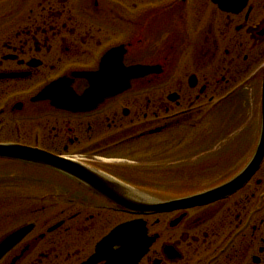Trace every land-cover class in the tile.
I'll return each mask as SVG.
<instances>
[{
	"label": "flooded vegetation",
	"instance_id": "1",
	"mask_svg": "<svg viewBox=\"0 0 264 264\" xmlns=\"http://www.w3.org/2000/svg\"><path fill=\"white\" fill-rule=\"evenodd\" d=\"M263 82L264 0H0V146L75 174L0 156V246L24 231L0 264H264V162L169 205L236 176L235 152L186 136L251 96L261 113Z\"/></svg>",
	"mask_w": 264,
	"mask_h": 264
},
{
	"label": "rangeland",
	"instance_id": "2",
	"mask_svg": "<svg viewBox=\"0 0 264 264\" xmlns=\"http://www.w3.org/2000/svg\"><path fill=\"white\" fill-rule=\"evenodd\" d=\"M253 93L255 92H252V94ZM251 97L253 98L249 100V102H236L231 108H221V111L214 117L205 120L202 125L198 127L199 129L197 131H189L188 136H186V144H188L189 149H194L197 145H204L206 146L205 149H211L214 146L216 149L235 152L234 154H236L235 156L237 157L234 163L235 172H233V174L239 173L246 167L252 156L254 139L255 135L258 134L260 123L259 102H257L255 96ZM198 154L199 152H191L190 155L187 156L185 161L186 165H189L188 170H186L187 176L193 177L201 175L202 171H205L203 170L206 166L203 165L204 163L201 164L203 166H199L200 168L198 167L195 170V166L194 168L192 167L194 163H197L198 157L196 158V156H198ZM225 159L226 157L220 159L218 164L222 166ZM260 177L264 178V169ZM190 184V189L193 191L202 190L209 185V183L203 181H196V184L194 181H191ZM14 208V210L21 209H18L16 206ZM1 212H7V207L5 205L0 207V213Z\"/></svg>",
	"mask_w": 264,
	"mask_h": 264
},
{
	"label": "water",
	"instance_id": "3",
	"mask_svg": "<svg viewBox=\"0 0 264 264\" xmlns=\"http://www.w3.org/2000/svg\"><path fill=\"white\" fill-rule=\"evenodd\" d=\"M111 73V72H110ZM112 74V73H111ZM112 79V76L109 77V74L106 73V71L102 70L98 74L94 76V80H108ZM105 88H108L106 85H104ZM0 156L1 157H7V158H13V159H20L30 162H39L43 164H47L50 166H53L62 172L66 173L69 176H75L73 175V172L71 170L72 166L68 164H62L55 162L51 156H48L44 153H33V152H27V151H18L17 149L14 150L9 147H2L0 146ZM264 161V82H263V94H262V124H261V135L259 139V143L257 146V149L255 151V154L250 161V163L247 165V167L234 179L227 182L226 184L217 187L215 189L209 190L207 192L185 198L183 200L179 201H173L169 202V205L174 206L176 204H184L188 206L192 205H198V204H206L209 202L216 201L218 199L230 196L231 194H234L235 192L239 191L241 188L245 186V184L258 172L261 165ZM82 180H84L86 183H91L92 180L85 176V175H79ZM106 196H108L110 199H114L117 203H124L126 207H149L146 205L144 200H131L127 197L124 199L115 197L112 190L106 191ZM141 202V204L139 203ZM134 223H131L129 225H133ZM129 228L126 227L125 230H128ZM24 234V231H20L17 234H15L13 237L10 238L9 241L2 244L0 246V256H2L13 242L16 241V239H19ZM117 234V233H116ZM146 248V247H145ZM145 248L143 252L145 251Z\"/></svg>",
	"mask_w": 264,
	"mask_h": 264
}]
</instances>
